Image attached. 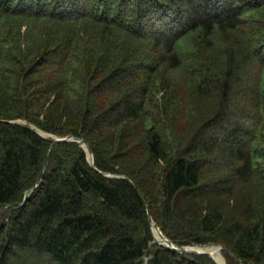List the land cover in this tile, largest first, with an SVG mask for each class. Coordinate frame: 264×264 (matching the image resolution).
<instances>
[{
	"label": "trees",
	"instance_id": "1",
	"mask_svg": "<svg viewBox=\"0 0 264 264\" xmlns=\"http://www.w3.org/2000/svg\"><path fill=\"white\" fill-rule=\"evenodd\" d=\"M263 86L264 0H0V264H264Z\"/></svg>",
	"mask_w": 264,
	"mask_h": 264
},
{
	"label": "water",
	"instance_id": "2",
	"mask_svg": "<svg viewBox=\"0 0 264 264\" xmlns=\"http://www.w3.org/2000/svg\"><path fill=\"white\" fill-rule=\"evenodd\" d=\"M7 123H12V124L18 123V124L28 125L30 127V129H32L36 134H38L42 138H44V139L52 138L54 140L55 144L66 143V142H77V143H79L80 146L87 153L88 160H89L91 166L94 169H96L94 153H93L90 145L84 139L75 138L74 136H68L65 138H60V137H56V136H52V135H48V134H42L40 131L35 129V127L33 125H30L28 122H26L24 120L12 121V122H7ZM104 175L109 177V178L115 177V176H111V175H107V174H104ZM148 215H149V220L151 223V227L153 230V234H154V238H155L156 243H158L160 245H164V246L170 248L172 251L178 252L180 254L206 255V256H209L211 259H213L217 264H223L220 261L216 260L212 253L207 251V249L209 247L210 248L211 247L212 248L213 247H219L221 249V251H226L225 247H223L222 245H220V244H209V245H191V246H186V247H178L174 242H172L171 240H169L168 238H166L163 235L161 230L157 227L150 211H148ZM199 249H201V250H199ZM221 260L223 261V258ZM239 263L244 264L242 262H239ZM224 264H226V263H224Z\"/></svg>",
	"mask_w": 264,
	"mask_h": 264
},
{
	"label": "rangeland",
	"instance_id": "3",
	"mask_svg": "<svg viewBox=\"0 0 264 264\" xmlns=\"http://www.w3.org/2000/svg\"><path fill=\"white\" fill-rule=\"evenodd\" d=\"M23 31L25 32V28L23 29ZM149 57H151V56H149ZM173 75V74H172ZM171 74H170V76L171 77H173ZM169 76V77H170ZM165 88V87H164ZM163 88V89H164ZM263 88H264V86H263ZM35 127V126H34ZM35 129H37L38 131H40L38 128H36L35 127ZM42 134H46V133H44V132H42V131H40ZM5 210H7V208H5ZM2 211H3V209H0V215H1V213H2ZM233 214V213H232ZM232 214H231V218L229 217V219H232ZM221 250V249H220ZM220 254H221V256H222V258H223V263H226L227 264V261H226V258H225V251H220ZM224 256V257H223ZM151 257L150 256H148L147 258H146V260H145V264H148V261H149V259H150ZM147 261V262H146Z\"/></svg>",
	"mask_w": 264,
	"mask_h": 264
},
{
	"label": "bare ground",
	"instance_id": "4",
	"mask_svg": "<svg viewBox=\"0 0 264 264\" xmlns=\"http://www.w3.org/2000/svg\"><path fill=\"white\" fill-rule=\"evenodd\" d=\"M199 250H201V249H199ZM207 251L208 252H210V253H212L213 254V256L215 257V259L216 260H218V261H220L221 263H223V261L221 260L222 259V256H221V254H220V248L219 247H209L208 249H207ZM224 257V256H223ZM224 264V263H223Z\"/></svg>",
	"mask_w": 264,
	"mask_h": 264
}]
</instances>
